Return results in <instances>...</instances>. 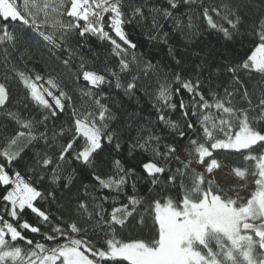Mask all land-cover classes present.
<instances>
[{"label": "snow or ice", "instance_id": "6c2138e0", "mask_svg": "<svg viewBox=\"0 0 264 264\" xmlns=\"http://www.w3.org/2000/svg\"><path fill=\"white\" fill-rule=\"evenodd\" d=\"M0 264H264V0H0Z\"/></svg>", "mask_w": 264, "mask_h": 264}, {"label": "trees", "instance_id": "16d2710c", "mask_svg": "<svg viewBox=\"0 0 264 264\" xmlns=\"http://www.w3.org/2000/svg\"><path fill=\"white\" fill-rule=\"evenodd\" d=\"M129 31H130V33H131V39H132L134 42H145L144 50H146L147 48H150V45H148V44L146 43V37L140 35L138 30H132V29L130 28Z\"/></svg>", "mask_w": 264, "mask_h": 264}, {"label": "rangeland", "instance_id": "374dc122", "mask_svg": "<svg viewBox=\"0 0 264 264\" xmlns=\"http://www.w3.org/2000/svg\"><path fill=\"white\" fill-rule=\"evenodd\" d=\"M227 174H228L227 169H225V172L223 174H221V176H220L221 182L224 181V178L227 176ZM241 195H244V193H241Z\"/></svg>", "mask_w": 264, "mask_h": 264}]
</instances>
